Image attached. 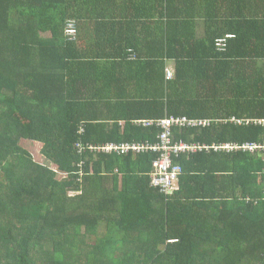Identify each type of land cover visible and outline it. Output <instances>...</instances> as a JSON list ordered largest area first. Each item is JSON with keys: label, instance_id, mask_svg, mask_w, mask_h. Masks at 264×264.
<instances>
[{"label": "trees", "instance_id": "trees-1", "mask_svg": "<svg viewBox=\"0 0 264 264\" xmlns=\"http://www.w3.org/2000/svg\"><path fill=\"white\" fill-rule=\"evenodd\" d=\"M172 115L213 120L175 130L212 147L177 159L173 193L157 153L89 148L155 142L134 120ZM257 120L264 0H0V264H264Z\"/></svg>", "mask_w": 264, "mask_h": 264}, {"label": "built area", "instance_id": "built-area-1", "mask_svg": "<svg viewBox=\"0 0 264 264\" xmlns=\"http://www.w3.org/2000/svg\"><path fill=\"white\" fill-rule=\"evenodd\" d=\"M66 34L71 39H76L78 35L77 23L74 19H70L66 25ZM232 36L231 34L226 35L223 38L217 40V45L221 50H224L227 45V39ZM167 78L173 77V70L167 68ZM239 124H248L251 122L250 119L237 118L235 116L230 118ZM213 122L209 118H195L188 116H166L163 118L155 119H139L134 120L136 124H142L145 127H159L160 132L157 136V141H145V142H108L100 145L91 144L89 148L94 152L104 153H116V154H127L130 152L134 153H146L155 152L158 154L157 158L153 160L152 171L150 173V183L153 187L160 190L164 194L173 193L179 188L180 177L183 173V166L177 161L181 155L195 153L202 149H208L211 146L201 145L200 143L188 142L184 139H177L175 137V130H185L195 127H209ZM260 124H264V120L255 121ZM83 128H81V131ZM260 146L254 143L246 144L243 146L229 145L228 143L221 146L214 145L213 148L233 149L243 148L251 151L256 150Z\"/></svg>", "mask_w": 264, "mask_h": 264}, {"label": "rangeland", "instance_id": "rangeland-1", "mask_svg": "<svg viewBox=\"0 0 264 264\" xmlns=\"http://www.w3.org/2000/svg\"><path fill=\"white\" fill-rule=\"evenodd\" d=\"M25 146L32 151L33 156L35 158L36 161H40L42 163H45L47 165H53L51 162L48 161V159L46 157H44L42 154H40L41 152V148L42 145H39L37 143H33V142H27L25 143Z\"/></svg>", "mask_w": 264, "mask_h": 264}, {"label": "crops", "instance_id": "crops-1", "mask_svg": "<svg viewBox=\"0 0 264 264\" xmlns=\"http://www.w3.org/2000/svg\"><path fill=\"white\" fill-rule=\"evenodd\" d=\"M167 68H170V69H172L173 70V74H174V70H175V65H174V62L173 61H169L168 62V65H167V67H166V70H167ZM122 125H124V121H121L120 122ZM213 126V122L211 123V125L209 126V127H212ZM209 127H206V128H209ZM196 128H201V129H203V127H196ZM186 141H188V140H186ZM188 142H194V143H200L201 145H207V144H203V143H201V142H197V141H188ZM226 144V143H225ZM215 145H217V144H215ZM214 146V145H213ZM212 147V146H211ZM257 150V149H256ZM255 151V150H254Z\"/></svg>", "mask_w": 264, "mask_h": 264}]
</instances>
